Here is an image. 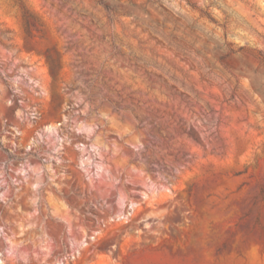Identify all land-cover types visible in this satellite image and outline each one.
<instances>
[{
  "label": "rangeland",
  "instance_id": "rangeland-1",
  "mask_svg": "<svg viewBox=\"0 0 264 264\" xmlns=\"http://www.w3.org/2000/svg\"><path fill=\"white\" fill-rule=\"evenodd\" d=\"M0 264H264V0H0Z\"/></svg>",
  "mask_w": 264,
  "mask_h": 264
},
{
  "label": "trees",
  "instance_id": "trees-1",
  "mask_svg": "<svg viewBox=\"0 0 264 264\" xmlns=\"http://www.w3.org/2000/svg\"><path fill=\"white\" fill-rule=\"evenodd\" d=\"M186 2L190 5V0H186Z\"/></svg>",
  "mask_w": 264,
  "mask_h": 264
}]
</instances>
